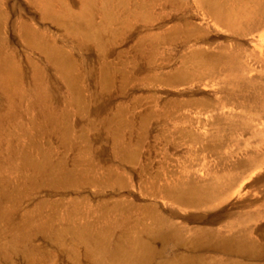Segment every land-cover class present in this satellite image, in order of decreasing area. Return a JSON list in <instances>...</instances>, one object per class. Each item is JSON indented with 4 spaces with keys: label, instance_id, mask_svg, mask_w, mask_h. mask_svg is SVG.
I'll return each instance as SVG.
<instances>
[{
    "label": "bare ground",
    "instance_id": "6f19581e",
    "mask_svg": "<svg viewBox=\"0 0 264 264\" xmlns=\"http://www.w3.org/2000/svg\"><path fill=\"white\" fill-rule=\"evenodd\" d=\"M17 261L264 264V0H0Z\"/></svg>",
    "mask_w": 264,
    "mask_h": 264
},
{
    "label": "rangeland",
    "instance_id": "374dc122",
    "mask_svg": "<svg viewBox=\"0 0 264 264\" xmlns=\"http://www.w3.org/2000/svg\"><path fill=\"white\" fill-rule=\"evenodd\" d=\"M19 49H21L22 50V47H20ZM139 89V88H138ZM167 89V88H166ZM183 89H187L188 90V88H183ZM182 88H178L177 90H183ZM167 90H169V89H167ZM172 92H174V90H171ZM153 128H154V124H152L151 125ZM151 136H153L152 134L151 135H149L148 136V140L150 141V142H152L153 141V138H151ZM238 191V190H237ZM39 244V246H41V248L42 249H44V250H49V251H51L52 249V246L51 245H47V244H41V243H38ZM18 262V263H17ZM16 263L14 262V264H23V261H17ZM47 264H51V262H47Z\"/></svg>",
    "mask_w": 264,
    "mask_h": 264
}]
</instances>
